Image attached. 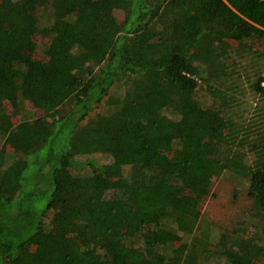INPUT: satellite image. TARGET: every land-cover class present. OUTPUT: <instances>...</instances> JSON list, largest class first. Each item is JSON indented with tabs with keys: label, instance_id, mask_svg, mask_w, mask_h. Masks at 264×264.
I'll list each match as a JSON object with an SVG mask.
<instances>
[{
	"label": "trees",
	"instance_id": "trees-1",
	"mask_svg": "<svg viewBox=\"0 0 264 264\" xmlns=\"http://www.w3.org/2000/svg\"><path fill=\"white\" fill-rule=\"evenodd\" d=\"M229 40L264 48V0H0V264H264V56L235 122ZM224 171L253 233L210 222L174 248Z\"/></svg>",
	"mask_w": 264,
	"mask_h": 264
},
{
	"label": "rangeland",
	"instance_id": "rangeland-1",
	"mask_svg": "<svg viewBox=\"0 0 264 264\" xmlns=\"http://www.w3.org/2000/svg\"><path fill=\"white\" fill-rule=\"evenodd\" d=\"M113 14L118 20H122L124 17L123 12L118 9L114 10ZM33 40L36 44L34 58L44 61L46 58L43 54V50L46 39H42L38 34H35L33 36ZM226 44L228 46H226ZM244 44L245 49L238 52L234 49L236 45L234 41L229 40L225 42V51L230 53L227 63H231V65L235 66V69H238V75L236 76L235 74L233 78H231L234 79V81L231 82L233 85L240 86V91H236L234 97H240V99H242L241 107H235L231 115L233 121L238 123L239 121L237 120L241 117L248 119L257 111L255 98H253V95L250 93L249 82L247 79L251 80L253 78L254 71L256 69L253 65L256 63V59L264 56L263 45L257 40H249ZM248 51H251L250 53L252 56H249ZM223 84L224 87H227L229 86V81H224ZM200 86L201 84H199L198 87L197 98L201 101L202 106L205 107L211 104V98L208 94L203 92V87L201 89ZM214 87L219 88L215 84ZM104 104L105 103L103 102L95 107L90 113V116L92 117L97 113L105 112L106 110ZM4 107L7 112L13 111L12 106L6 102H4ZM23 108L29 117H36L42 114L41 111L34 109L27 101H24ZM241 119L240 123L242 122ZM18 121L19 115L12 116V122L14 124ZM6 149L8 152L12 153L13 144L8 143ZM100 159L101 161L107 163L112 161V157L107 156H102ZM250 159L251 154H249V160ZM114 180L115 182H119L122 180V177L115 178ZM253 211V199L248 192L247 181H237L228 171H224L222 174L211 179L209 193L204 196L202 201L199 203L200 216L186 227V229L191 228L189 235L185 236L182 232H177L179 239L174 242V248L189 244L192 241L193 236L196 235V232L202 228L208 227L210 222L215 225V228L224 230L229 234L233 228L243 227L245 229L243 232L249 235L254 231V227L252 226L254 223V219L252 217ZM216 234L217 232H214L211 238H214ZM210 241H212V239H210ZM208 247L211 248L212 245ZM204 261L205 264H215L214 262H216V258L209 257V259L206 258Z\"/></svg>",
	"mask_w": 264,
	"mask_h": 264
}]
</instances>
